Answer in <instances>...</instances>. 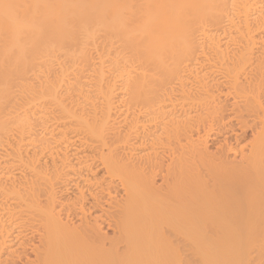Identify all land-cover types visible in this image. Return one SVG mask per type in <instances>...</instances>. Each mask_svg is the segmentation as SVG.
I'll return each instance as SVG.
<instances>
[{"label": "bare ground", "instance_id": "bare-ground-1", "mask_svg": "<svg viewBox=\"0 0 264 264\" xmlns=\"http://www.w3.org/2000/svg\"><path fill=\"white\" fill-rule=\"evenodd\" d=\"M0 264H264V0H0Z\"/></svg>", "mask_w": 264, "mask_h": 264}, {"label": "rangeland", "instance_id": "rangeland-1", "mask_svg": "<svg viewBox=\"0 0 264 264\" xmlns=\"http://www.w3.org/2000/svg\"><path fill=\"white\" fill-rule=\"evenodd\" d=\"M105 230V229H104ZM105 233L107 234V235H109L110 236V234H111V230H105Z\"/></svg>", "mask_w": 264, "mask_h": 264}]
</instances>
